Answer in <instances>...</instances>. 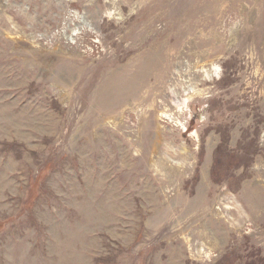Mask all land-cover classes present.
<instances>
[{
    "label": "rangeland",
    "instance_id": "374dc122",
    "mask_svg": "<svg viewBox=\"0 0 264 264\" xmlns=\"http://www.w3.org/2000/svg\"><path fill=\"white\" fill-rule=\"evenodd\" d=\"M0 264H264V0H0Z\"/></svg>",
    "mask_w": 264,
    "mask_h": 264
},
{
    "label": "bare ground",
    "instance_id": "6f19581e",
    "mask_svg": "<svg viewBox=\"0 0 264 264\" xmlns=\"http://www.w3.org/2000/svg\"><path fill=\"white\" fill-rule=\"evenodd\" d=\"M131 81V80H130ZM128 82V81H127ZM121 85H123V84H121ZM130 85V84H129Z\"/></svg>",
    "mask_w": 264,
    "mask_h": 264
}]
</instances>
